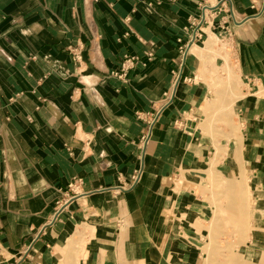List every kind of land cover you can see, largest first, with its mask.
Listing matches in <instances>:
<instances>
[{"label":"crops","instance_id":"1","mask_svg":"<svg viewBox=\"0 0 264 264\" xmlns=\"http://www.w3.org/2000/svg\"><path fill=\"white\" fill-rule=\"evenodd\" d=\"M224 56L264 87V0H0V264H203ZM238 114L261 188L264 98Z\"/></svg>","mask_w":264,"mask_h":264},{"label":"rangeland","instance_id":"2","mask_svg":"<svg viewBox=\"0 0 264 264\" xmlns=\"http://www.w3.org/2000/svg\"><path fill=\"white\" fill-rule=\"evenodd\" d=\"M214 40L218 42L215 36ZM200 41L203 45V40ZM216 42L208 49L214 59L221 57L217 55ZM224 57L226 62L219 64L210 83L212 95L204 110L203 131L215 150L202 189L207 192L205 199L215 208L210 223L211 231L218 230V236L212 235L205 242L204 251L208 255L203 264H264V182L259 180L261 188H257L246 170L244 158L249 144L242 134L238 116L240 102L246 97L264 98V87L249 92V83L237 65ZM261 145L264 150V143ZM228 162L237 169L240 167L241 173L237 171L236 179H227L222 174Z\"/></svg>","mask_w":264,"mask_h":264},{"label":"bare ground","instance_id":"3","mask_svg":"<svg viewBox=\"0 0 264 264\" xmlns=\"http://www.w3.org/2000/svg\"><path fill=\"white\" fill-rule=\"evenodd\" d=\"M207 13V12H206ZM207 17V16H206ZM212 43V42H211ZM211 43H209V41L208 42H206V47H209L210 46V44ZM203 49V48H202ZM262 90V89H261ZM262 92H264V91H262ZM258 93H261V91H259ZM201 177V176H200ZM236 183V182H235ZM239 186V185H238ZM240 187V186H239ZM238 188V187H237ZM237 188H234V189H237ZM237 213V212H236ZM243 239V238H242ZM236 246V245H235ZM241 260H243V259H241ZM223 262V261H222ZM220 264V263H219Z\"/></svg>","mask_w":264,"mask_h":264},{"label":"built area","instance_id":"4","mask_svg":"<svg viewBox=\"0 0 264 264\" xmlns=\"http://www.w3.org/2000/svg\"><path fill=\"white\" fill-rule=\"evenodd\" d=\"M205 19H206V18L204 17V20H205ZM201 23H202V21L199 22L198 25H200ZM182 54L184 55L185 58L187 57V52H185L184 50H182Z\"/></svg>","mask_w":264,"mask_h":264},{"label":"water","instance_id":"5","mask_svg":"<svg viewBox=\"0 0 264 264\" xmlns=\"http://www.w3.org/2000/svg\"><path fill=\"white\" fill-rule=\"evenodd\" d=\"M173 95H175V91L173 92Z\"/></svg>","mask_w":264,"mask_h":264}]
</instances>
